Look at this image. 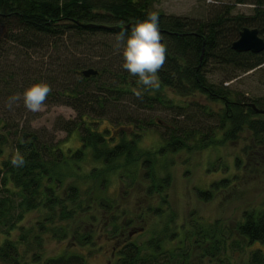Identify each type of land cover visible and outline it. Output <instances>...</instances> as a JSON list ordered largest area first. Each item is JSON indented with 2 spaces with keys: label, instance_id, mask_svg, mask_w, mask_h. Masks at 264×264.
I'll return each mask as SVG.
<instances>
[{
  "label": "trees",
  "instance_id": "1",
  "mask_svg": "<svg viewBox=\"0 0 264 264\" xmlns=\"http://www.w3.org/2000/svg\"><path fill=\"white\" fill-rule=\"evenodd\" d=\"M235 2L252 4L250 12L233 13L227 3L207 8L199 18L157 12L167 62L158 73L159 90H146L138 99L132 92L138 77L122 68L123 47L117 52L113 45L121 25L130 35L134 24L156 12L149 9L151 0H0V264H85L82 254L65 250L42 257L50 240L60 242L68 236L70 245L80 247L92 246L96 236L109 243L119 239V245L112 243L114 264H187L193 249L213 264H227L219 253L232 234L227 246L233 253L242 249L235 237L246 245H261L244 250L241 264H264V210H243L233 232H220L215 222L196 217L190 227L175 225L144 242L132 241L131 232L121 239L111 218L101 227L83 218L91 203L105 211L111 208L112 201L96 194L104 189L108 173L118 171L120 178L129 179L122 183L130 187L140 169L151 168L154 153L163 157L190 145L202 148L215 141L220 130L222 140L233 142L244 122L252 145L264 151V114L247 106L253 103L264 109V95L243 97L221 83L252 69L264 76V50L236 52L230 47L243 27L255 28L264 39V0ZM209 65L224 73L218 84L205 75ZM87 67L97 72L82 76L80 71ZM40 82L52 89L45 105L68 106L73 118L57 116L49 129L31 125L37 113L24 107L22 95ZM164 89L183 98L198 93L222 107L210 110L197 101L169 104L172 98L166 99ZM12 95L21 99L9 110L5 104ZM156 103L174 109L168 120L144 116ZM99 119L117 125L116 137H105L96 129ZM155 123L161 127V144L152 150L138 147L141 131ZM75 130L79 146L62 148L56 131L69 136ZM126 132L128 140L122 138ZM16 150L25 157L24 167L10 163ZM86 150L99 166L79 175ZM234 162L238 166L240 158ZM142 174L150 176L146 195L163 192L170 183L167 171ZM89 179L82 191L80 184ZM227 182L222 178L196 188V197L210 200ZM32 211L38 212L36 218L24 224Z\"/></svg>",
  "mask_w": 264,
  "mask_h": 264
},
{
  "label": "rangeland",
  "instance_id": "2",
  "mask_svg": "<svg viewBox=\"0 0 264 264\" xmlns=\"http://www.w3.org/2000/svg\"><path fill=\"white\" fill-rule=\"evenodd\" d=\"M223 3L232 5L233 13H249L252 7V4L236 3L235 0H216V3H208L207 0H151L149 9L176 16L199 18L205 15L207 8ZM223 74L213 65H209L205 71L207 79L216 84L222 80ZM221 83L229 84L231 89L243 97L264 95V76L257 69L249 70L230 81ZM163 92L167 96L166 99L172 98V101L168 100L169 104L197 101L205 104L210 110L222 107L221 103L210 102L198 93L183 98L171 94L167 89ZM143 113L144 116H152L153 120H168L174 113V109L156 103ZM74 115L73 110L68 106L45 105L43 111L37 112L31 125L35 128L49 129L55 117L71 119ZM115 128L117 125L106 119H99L96 123V129L105 137H116ZM160 131L161 127L157 123L142 130L136 142L138 147L156 149L161 144ZM222 132V130L217 132L216 140L202 148L190 145L175 153H167L163 157L154 153L151 168L140 169L130 187L122 183V181L128 183L129 179L120 178L118 171L108 173L105 176L104 189L97 190L96 194L112 201L111 208L105 211L91 203L88 214H83V218L93 227H101L103 220L111 218L112 225L115 224L118 227L117 236H121L122 239L131 232L130 239L134 242H144L151 236L163 235L162 232L166 228L172 229L175 225L190 227L192 220L196 217L208 223L215 222L216 229L220 232L226 229L233 232L236 224L242 219L243 210H264V151L252 145L251 133L247 129L246 122L241 125L233 142L222 140ZM55 138L59 140L62 148L65 146L75 148L80 144L76 130L69 136H66L63 131H56ZM122 138L128 140L130 136L126 132ZM116 141L115 138L114 142ZM236 156L240 158L238 166L234 164ZM94 165L99 166V162L92 160L89 151L86 150L79 162V175L83 172L87 173ZM164 166L167 169H164ZM145 171L149 173L148 175L153 172L161 175L167 171L170 175V183L166 190L146 195L145 187L150 182V176L143 175ZM222 178H228L227 184L219 187L210 200H200L196 197V188H207L212 181ZM89 181L90 179L80 184L82 191L87 189ZM158 207L159 210L155 212V208ZM37 213V211L27 213L23 223L26 224L36 218ZM218 236L216 234V237ZM231 237L234 235L232 234ZM231 237L225 241V244L228 245L232 241ZM69 238L68 236L60 242L50 240L41 252L42 257L54 256L65 250L82 254L85 264H114L112 243L116 242L119 245V239L109 243L102 236H96L92 246L80 247L70 245ZM234 239L242 245L240 251L233 253L226 245L225 249L219 253L220 258L228 259L227 264H241L245 257L244 250L261 246L257 242L246 245V242L239 237ZM189 255L187 264H213V261H207V258L200 255L197 250L193 249Z\"/></svg>",
  "mask_w": 264,
  "mask_h": 264
},
{
  "label": "clouds",
  "instance_id": "3",
  "mask_svg": "<svg viewBox=\"0 0 264 264\" xmlns=\"http://www.w3.org/2000/svg\"><path fill=\"white\" fill-rule=\"evenodd\" d=\"M216 3V0H207ZM121 31L116 35L114 49L119 52L123 47L122 68L130 75L138 77V87L133 88V94L142 99L146 90H159L160 79L158 73L167 62V46L162 41L164 36L160 30V18L157 12H149L147 18L137 22L130 29L120 26ZM52 92L46 82L35 83L25 89L22 95L24 107L33 113L44 110L45 101ZM21 97L12 95L8 98L5 107L12 110ZM13 167L21 168L26 164L24 155L16 150L10 159Z\"/></svg>",
  "mask_w": 264,
  "mask_h": 264
},
{
  "label": "water",
  "instance_id": "4",
  "mask_svg": "<svg viewBox=\"0 0 264 264\" xmlns=\"http://www.w3.org/2000/svg\"><path fill=\"white\" fill-rule=\"evenodd\" d=\"M91 27H101V25L86 24ZM107 28H113L112 26ZM230 47L236 52H251L258 53L264 50V39L260 37L255 28L243 27L239 30L237 37L231 41ZM96 69L92 67L84 68L80 71L84 77H89L96 73ZM249 106L255 113L264 114V109L257 108L253 103H248Z\"/></svg>",
  "mask_w": 264,
  "mask_h": 264
}]
</instances>
